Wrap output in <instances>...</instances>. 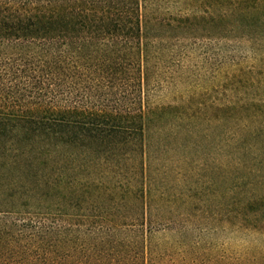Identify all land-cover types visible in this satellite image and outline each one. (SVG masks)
<instances>
[{
  "label": "trees",
  "instance_id": "16d2710c",
  "mask_svg": "<svg viewBox=\"0 0 264 264\" xmlns=\"http://www.w3.org/2000/svg\"><path fill=\"white\" fill-rule=\"evenodd\" d=\"M220 50V115L164 100ZM190 226L264 233V0H0V264H164Z\"/></svg>",
  "mask_w": 264,
  "mask_h": 264
},
{
  "label": "rangeland",
  "instance_id": "374dc122",
  "mask_svg": "<svg viewBox=\"0 0 264 264\" xmlns=\"http://www.w3.org/2000/svg\"><path fill=\"white\" fill-rule=\"evenodd\" d=\"M216 51V50H214ZM221 55L216 56L215 61L205 63L201 67V71L205 72L206 68L209 70V75L205 84L199 85L197 81L191 86L190 92H187V83H180L178 86L181 89L178 93L167 92L164 100L168 102H175L176 98L181 96L189 97L193 94L206 98L208 102L216 101L219 105V112L221 114V104L224 98V75L225 66H221L222 71H219L218 64L225 55L224 51H219ZM200 53V52H199ZM210 53V52H209ZM212 53V52H211ZM209 55H212V54ZM249 66L248 64H246ZM217 67V69L215 68ZM216 72V73H215ZM186 91V92H184ZM184 92V93H183ZM148 134L153 138L156 134L155 127H149ZM222 130L220 123H214L210 126V142L208 146V153L210 159V167L204 171L211 174L214 171V178L218 181L217 187L220 189L223 174V157H222ZM198 153L193 152L191 156H196ZM204 162V161H203ZM202 162V163H203ZM207 164V162L205 161ZM204 164V166L206 165ZM214 179V180H215ZM154 241L163 247H172L175 249H184L176 255L174 259L165 260L164 264H226L225 254L240 256L245 258H252V256L259 255L255 264H264V233L251 232L244 229H235L234 227H183L177 229H160L156 233ZM178 254V253H177Z\"/></svg>",
  "mask_w": 264,
  "mask_h": 264
}]
</instances>
